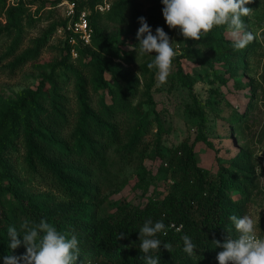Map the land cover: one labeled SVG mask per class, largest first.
<instances>
[{"label": "rangeland", "instance_id": "1", "mask_svg": "<svg viewBox=\"0 0 264 264\" xmlns=\"http://www.w3.org/2000/svg\"><path fill=\"white\" fill-rule=\"evenodd\" d=\"M66 2H74L84 10L93 18L98 34L111 42L108 49L90 46L86 60L93 52L99 54L98 60L107 67L104 79L109 84H114L115 79L137 84L139 95L132 106L153 124L159 120L162 125L161 140L147 137L144 151L130 155L124 142L106 153L102 168L84 171L82 183L94 193L86 203L81 198L79 204L88 206L97 217H117L121 205L144 208L149 198L163 199L173 183L166 171L170 160L181 146L195 144L197 165L212 179L217 178L221 165L240 166L243 179L234 172L225 177L242 183L241 188H247L246 195L229 188L225 200L229 205L239 202L243 216L251 218L256 232L260 231L264 224V0L245 5L252 9L242 17L245 31L255 39L240 50L219 44L221 39L233 44L227 25L214 26L196 41L186 40L179 29L161 24L154 11L162 0H0V111L19 104L38 88L49 93V79L55 75H62L66 82L57 89L63 98L60 102L71 112L77 110L73 72L80 71L89 83L92 77L76 60L77 55L67 49L63 26ZM17 7H22L24 13L19 18L18 40L12 47L13 40L5 43L4 34L12 24L8 12ZM139 17L145 18L154 35L161 27L173 42L176 55L167 82L162 85L158 84L157 70L147 67L155 53L137 57V52L129 49V45L139 43ZM176 62L190 87L182 85L174 75ZM146 93L153 105L147 104ZM89 94L96 103L101 92L94 97L89 87ZM105 99L109 102L108 97ZM193 99L203 109V128L186 111L194 108ZM199 134L212 146L196 142ZM13 164L20 168V162ZM143 172L146 184L139 182ZM16 176L19 194L35 199L45 209L57 204L74 205L56 194L47 182L30 178L22 170L16 171ZM10 203L15 204L11 195H0V218L8 214Z\"/></svg>", "mask_w": 264, "mask_h": 264}, {"label": "trees", "instance_id": "2", "mask_svg": "<svg viewBox=\"0 0 264 264\" xmlns=\"http://www.w3.org/2000/svg\"><path fill=\"white\" fill-rule=\"evenodd\" d=\"M163 7L162 3H158L154 13L157 21L165 25ZM76 10L77 13L82 11L78 7ZM23 13L22 7L12 8L8 12L12 24L4 37L5 43L13 40L12 47L18 40L19 18ZM88 21L92 29L91 43L76 48V60L86 72H90L92 78L89 83L80 71L73 72L77 110L71 112L60 102L63 98L57 89L66 82L62 75H55L49 79V93L38 88L19 104L0 111V195L9 194L15 201V204H8V214L0 218V264H4L3 257L6 255L22 256L26 252L23 244L15 250L9 249V226H15L19 231L24 220L38 223L41 219L60 233L77 237L80 253L76 264H146L141 258L144 254L140 251L139 231L149 219L153 224L162 221L165 225L164 232L154 237L161 241L160 250L150 253L158 258L159 264L217 262V254L223 248L216 247L213 240L223 243L229 234L236 238L238 233L229 217H244L242 208L237 206L239 202L226 203L225 191L233 188L246 195L247 188L243 189L242 183L225 177L228 172H234L243 179L240 166L234 164L228 168L221 165L217 178L209 177L207 171L197 165L195 144L181 146L170 160L166 171L173 183L169 194L163 199L149 198L144 208L121 205L117 217H97L89 212L88 206L79 204L81 198L86 203L94 193L87 190L89 186L83 185V172L102 168L109 150L125 142L128 153L132 155L144 151L143 144L147 137L156 136L159 142L162 135L159 120L153 124L132 106L139 95L137 84L119 83L116 79L114 84H109L104 79L107 67L98 60L99 54L93 52L86 60L90 46L111 47V42L98 34L93 18L89 16ZM219 41L222 47L233 45L226 39ZM67 49L70 51V44ZM174 75L182 85L190 87L177 62ZM89 87L94 97L98 98V92H101L96 103L89 94ZM105 96L109 102H106ZM193 100L194 108H187L186 111L203 128L206 124L203 109ZM146 102L148 105L154 104L149 93H146ZM236 116L234 114V120ZM154 128L156 132H153ZM196 142L212 146L203 134L197 136ZM15 161L21 163L20 168L13 164ZM21 170L30 178L47 182L56 194L64 196L74 205L57 204L45 209L35 199L23 197L19 194L16 176V171ZM146 179L143 172L139 182L146 184ZM122 232L126 238L118 240ZM185 235L196 245L191 256L183 251L182 237ZM164 244L170 245L169 251L163 247Z\"/></svg>", "mask_w": 264, "mask_h": 264}, {"label": "clouds", "instance_id": "3", "mask_svg": "<svg viewBox=\"0 0 264 264\" xmlns=\"http://www.w3.org/2000/svg\"><path fill=\"white\" fill-rule=\"evenodd\" d=\"M252 0H162V14L169 29H179V34L186 40L199 41L202 34L208 33L214 26L227 25L233 39V48L244 49L255 36L245 31L242 17L248 16L252 9L245 7ZM140 27L136 33L138 47L129 45L130 50L138 56L153 54L154 59L148 63L149 69H156L158 84L167 82L176 52L170 42V37L161 27H157L155 35L144 17L138 18ZM139 75V73H137ZM238 233L236 238L229 234L223 243L213 240L216 247L223 251L217 254L218 264H264V238L256 234L254 221L248 216L229 217ZM18 231L15 226H9L7 237L10 250H15L21 244L26 248L22 256L6 255L4 264H76L79 259V241L75 235L70 237L60 233L53 225L41 219L38 223L24 220ZM162 221L153 224L147 220L139 231L141 258L146 264H159L158 258L150 253L159 251L161 241L156 239L157 233L164 232ZM21 233H23L21 235ZM166 234V233H165ZM22 237V240L21 238ZM125 234H119L124 239ZM183 251L191 256L196 248L189 236L182 237ZM163 247L169 251L170 245Z\"/></svg>", "mask_w": 264, "mask_h": 264}, {"label": "built area", "instance_id": "4", "mask_svg": "<svg viewBox=\"0 0 264 264\" xmlns=\"http://www.w3.org/2000/svg\"><path fill=\"white\" fill-rule=\"evenodd\" d=\"M64 33L67 36V42L71 45V53L77 55V47H86L91 42L92 29L89 25L88 14L82 10L77 13L74 2H66ZM257 236L264 238V224ZM212 264H218V261Z\"/></svg>", "mask_w": 264, "mask_h": 264}]
</instances>
